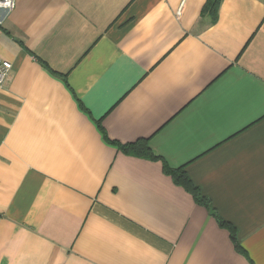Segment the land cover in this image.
Segmentation results:
<instances>
[{"label":"crops","instance_id":"0c3cea01","mask_svg":"<svg viewBox=\"0 0 264 264\" xmlns=\"http://www.w3.org/2000/svg\"><path fill=\"white\" fill-rule=\"evenodd\" d=\"M15 2L0 264H264V0Z\"/></svg>","mask_w":264,"mask_h":264},{"label":"trees","instance_id":"16d2710c","mask_svg":"<svg viewBox=\"0 0 264 264\" xmlns=\"http://www.w3.org/2000/svg\"><path fill=\"white\" fill-rule=\"evenodd\" d=\"M219 4V0H214L211 10L215 15L217 7ZM120 149L127 154H131L134 156H140L149 159H157V157L151 151L149 144L146 140H139L135 143H127V144H119ZM164 169L167 173L172 175L175 183L179 185H183L190 193L193 194L196 201L205 205L209 204L208 199L203 196L200 190L193 185L191 179L186 174L183 167L180 168H169L167 165L164 166ZM233 237L236 239V233L233 232Z\"/></svg>","mask_w":264,"mask_h":264},{"label":"built area","instance_id":"2783aa9c","mask_svg":"<svg viewBox=\"0 0 264 264\" xmlns=\"http://www.w3.org/2000/svg\"><path fill=\"white\" fill-rule=\"evenodd\" d=\"M16 0H0V9L11 11L15 7ZM12 70V63L0 56V88L7 81Z\"/></svg>","mask_w":264,"mask_h":264}]
</instances>
